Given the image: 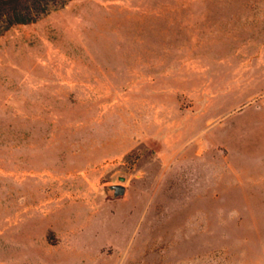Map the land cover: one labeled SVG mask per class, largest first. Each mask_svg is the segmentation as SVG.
Masks as SVG:
<instances>
[{"label":"rangeland","instance_id":"374dc122","mask_svg":"<svg viewBox=\"0 0 264 264\" xmlns=\"http://www.w3.org/2000/svg\"><path fill=\"white\" fill-rule=\"evenodd\" d=\"M0 264H264V0H71L0 35Z\"/></svg>","mask_w":264,"mask_h":264},{"label":"trees","instance_id":"16d2710c","mask_svg":"<svg viewBox=\"0 0 264 264\" xmlns=\"http://www.w3.org/2000/svg\"><path fill=\"white\" fill-rule=\"evenodd\" d=\"M71 0H0V35L15 25L29 24L65 7Z\"/></svg>","mask_w":264,"mask_h":264},{"label":"water","instance_id":"95a60500","mask_svg":"<svg viewBox=\"0 0 264 264\" xmlns=\"http://www.w3.org/2000/svg\"><path fill=\"white\" fill-rule=\"evenodd\" d=\"M121 180H126V177L121 176ZM110 189L113 191L114 196H122L125 194L126 187L123 184H113L110 186Z\"/></svg>","mask_w":264,"mask_h":264}]
</instances>
